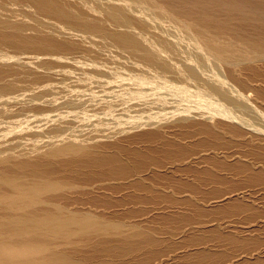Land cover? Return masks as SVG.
<instances>
[{"label":"bare ground","instance_id":"6f19581e","mask_svg":"<svg viewBox=\"0 0 264 264\" xmlns=\"http://www.w3.org/2000/svg\"><path fill=\"white\" fill-rule=\"evenodd\" d=\"M186 2L0 0V264H155L159 247L178 242L166 244L133 218L151 224L153 210L179 207L214 217L240 194L210 190L228 175L264 185V37L197 16ZM52 80L78 99L96 98L82 106L107 111L106 122L123 110L142 115L112 128H82L91 115L71 108L5 119L54 100ZM169 124L180 134L166 135ZM35 133L49 137L15 143ZM126 135L153 146H120ZM223 212H244L252 224L238 233L196 222L200 231L181 233L177 249L196 246L199 260H211L217 252L204 245L212 238L248 252L256 241L243 234L263 228L264 209L248 201Z\"/></svg>","mask_w":264,"mask_h":264},{"label":"rangeland","instance_id":"374dc122","mask_svg":"<svg viewBox=\"0 0 264 264\" xmlns=\"http://www.w3.org/2000/svg\"><path fill=\"white\" fill-rule=\"evenodd\" d=\"M188 1L192 2V5L188 4L186 2L184 8H189L197 16H200V15L205 13V15L207 14V15L212 16L216 21H224V19L225 20L228 19L229 23L231 24V27L235 28L237 30L238 34L249 36V37H257V36L264 37V25H262L260 22H257V23L251 22L252 19L253 20H263L264 19L263 18L264 17V0H188ZM217 2L220 4H218ZM252 2H255V3L257 2V3L255 4ZM193 3L194 4L196 3V5H194ZM215 6H217V9H214ZM202 8H204L203 10H205V11H203ZM261 8L263 11L261 10ZM240 9L241 10L244 9V10H242V12H241ZM200 10H202V11H200ZM246 10L247 11L250 10V11L247 12ZM250 12H251V14H250ZM256 12H257V14H256ZM260 12H261V14L259 15L258 13H260ZM257 15H259V16H257ZM222 16H224V17H222ZM219 17H221V19ZM256 17H258V18L255 19ZM261 18H263V19H261ZM246 19H249V20H246ZM233 25H235V26H233ZM240 29H241V31H240ZM46 86L51 88L57 94V96L54 100L49 101V102L42 101L41 103H29V104L23 105L22 107L16 108L18 111H20V109H22L21 113H17L16 111H11V112L5 114V119H12L13 116H18V117L24 116L25 118H30V120L33 121V120L37 119L39 116H42L44 114L49 113V114H53V115H58L59 113H62V111H65V110L71 108L72 111L78 112L80 114L87 113V114L91 115L90 116L91 119L89 121H87L85 124L86 126H84L82 128H85V127L93 128V127H97V126H100V127L109 126L112 128L113 126H115L114 124L116 122L120 123L123 120L133 121L142 115V114H138L137 112L132 111V110H123V111L117 113V115H115V118L112 121L106 122L105 121V117H106L105 114H107L106 113L107 111H105V110L93 111V110H90L87 108H83V106H82L83 103L86 102L87 104H92L96 100V98H94L93 96L92 97L91 96L83 97L81 99H78L75 96H71V95H69V91L74 90V89L69 88V87L68 88L67 87L66 88H62V87L60 88L56 80H52ZM139 89H143V87H140ZM116 109H121V108H116ZM32 125L35 128H38L37 127L38 124H35L33 122ZM165 127H166V133H167L166 135L174 136V134H177V135L180 134L179 130L176 129L177 127H173V125L169 124V125H166ZM68 128H73V127L69 126ZM126 136H122L123 138L121 137L119 139V141L116 140L120 146L128 147L131 149H137V148L145 149L148 145L153 146L152 144H148V143H146L147 144V146H146V144H144L145 142L135 143L134 139L130 140V139H128L129 136H127V137ZM48 137H49V135L46 133H35L34 135L23 136L22 138H18L15 140V143L20 148L23 146H27L32 141L43 140V139H46ZM124 137H125V139H124ZM126 145H128V146H126ZM53 161L54 162H60V159H53ZM245 180H246V178L244 177V175H241L239 177L228 175V180L225 183H223L222 185H219V186H211L210 187V190H217V191H220V193H222V191L225 192V191H228L230 189L236 190L237 192L240 193L239 195L232 197L231 200H226V201L224 200L222 203H220V205L222 206L220 208L221 213H218L216 215L214 214V217H212L213 215H209L207 213H204V216H202V214L199 215L198 212H195L193 209H191L189 207H179V208H176V210L174 208L172 210L168 209V210H164V211L158 210V209H157V211L153 210L151 213V216H154L155 220L153 221V223L151 222V224H150V222H147L145 220L142 221L143 217L139 218V219L133 218L132 220H134L135 222L141 223V225H143V226L146 225L147 227H151V228L157 230L158 231L157 236L159 238H162L161 240L165 241L166 244L170 243L172 241V243H171V246H172L173 244L178 242V244H177L178 246L174 245L172 247V249L169 247H166L165 245H162L161 247H159L158 249H161V255L158 256V259L156 257L155 260H152L153 263H155V264H223L225 262L224 264H226V262H227V264H228V262H229L228 259L230 257H232L233 255L237 257V255L239 254L237 258L233 257L232 260L236 259L235 260L236 262L234 264H239V263L240 264H264V226L263 225H262L263 228H261L260 231H254L253 230L251 232H244V234H243L244 236L247 235V238L251 237L250 240H253L255 238V241H256L255 242L253 240L256 244L254 243L250 246L248 244V246H247L248 249H244V251H248V252H243V250L241 251L240 248H236V249L234 248V250H233L232 245H230V244L228 245V244L223 243V242H222V244H221V242H218V244H217V241H215L212 238H209L208 240H206L204 247L211 249V250L214 249V251L217 252L218 257H220V258L213 257L211 260H209V259L208 260L206 259L204 261L199 260L198 257L196 256L197 253L199 252L198 251L199 249L197 250L196 246L195 247L189 246L187 248H178L177 249V247H180V245H181L180 243L183 242L182 239H184V237L187 234H188L187 236H190V235L193 236V235L197 234L198 231H200V227L197 225L196 222H198L199 225L202 224L201 226L205 225L204 228L205 229L207 228L206 230L212 229L215 225H218L221 227L222 230H224L226 232L227 231L238 232V233L242 232V231H240V228H243V226H246L245 224L248 223V222H245L244 220H242L243 215H245V213L242 212V214L235 215V214H232L230 212L224 213L223 211L232 208L236 204H246V203H248V201L250 202V204L253 205V207L255 209H258V210L264 209V185H261V186L260 185H250L249 183L245 182ZM169 194H170V192H169ZM143 207H147V205H143ZM82 208L86 209V210L89 209L86 206H84ZM130 208L138 209L139 206L131 205ZM125 209H121V211L125 212ZM148 210H150V209H148ZM95 211L96 212H102L99 209L95 210ZM112 211L113 210H105L104 212L108 215H113L115 213V211H113V214H112ZM121 211H119V213L124 214V212H121ZM164 214L170 218L168 221L164 222L162 220L161 217ZM209 216H211V217H209ZM212 219H213V221H212ZM196 220H199V221H196ZM205 220H206V222H205ZM186 221H188V222H186ZM194 221L196 223L195 226H193ZM142 222H143V224H142ZM189 222H192V223H189ZM200 222H201V224H200ZM204 222H205V224H204ZM250 223L252 224V222H250ZM250 223H248V224H250ZM186 224L187 225L189 224L190 226H187ZM175 227L177 229H175ZM197 227H199V228L196 229ZM170 229H171V231L175 229V230H177V232H175L174 234H171L169 232ZM203 229H201V230H203ZM237 229H238V231H237ZM183 232L184 233L186 232L185 233L186 235L184 237H182V235H181V233L183 234ZM179 234H180V237H179ZM169 235H170V237H169ZM172 237L175 239H172ZM252 237H253V239H252ZM212 242H214V243H212ZM258 242H260V243H258ZM175 246H176V249H175ZM251 246H252V248H251ZM256 246L258 249L260 248L259 251H258V249L256 251H254ZM249 248H251L252 250H249ZM173 252H175V253H173ZM219 253H221V254H219ZM242 253L246 254L245 256L247 257V259L245 258L244 254L242 255ZM249 253H251V254H249ZM222 254H225L227 256H224L225 257L224 258V257H222ZM141 257L142 256H140V258ZM159 257H160V259H159ZM125 258H126V259H124L125 263L122 261H119V263L117 262V264H121V263L126 264V262H127V264H133L130 257H125ZM128 258L131 260V262H129L130 260ZM240 259H244V260L241 261ZM127 260H129V261H127Z\"/></svg>","mask_w":264,"mask_h":264}]
</instances>
